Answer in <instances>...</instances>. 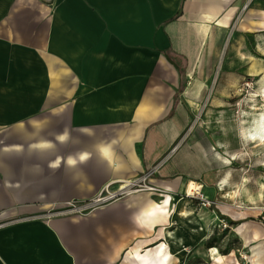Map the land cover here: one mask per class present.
<instances>
[{
    "label": "crops",
    "instance_id": "crops-1",
    "mask_svg": "<svg viewBox=\"0 0 264 264\" xmlns=\"http://www.w3.org/2000/svg\"><path fill=\"white\" fill-rule=\"evenodd\" d=\"M241 10L248 29L264 24V0H0V264H125L131 246L165 239L186 101ZM155 166L167 219L150 190L53 212Z\"/></svg>",
    "mask_w": 264,
    "mask_h": 264
},
{
    "label": "rangeland",
    "instance_id": "rangeland-1",
    "mask_svg": "<svg viewBox=\"0 0 264 264\" xmlns=\"http://www.w3.org/2000/svg\"><path fill=\"white\" fill-rule=\"evenodd\" d=\"M246 10L220 43L201 92L186 101L190 120L180 141L188 149L186 169L171 160L176 168L168 179L184 177L179 196L189 200L181 204L193 205L200 221L193 226L203 236L187 234L184 250L171 246V264H216L215 247L221 264H264V138L252 135L264 120V24L244 26ZM191 181L192 192L199 189L210 205L188 194ZM61 210L53 212L72 215ZM165 228L182 232L176 217Z\"/></svg>",
    "mask_w": 264,
    "mask_h": 264
},
{
    "label": "bare ground",
    "instance_id": "bare-ground-1",
    "mask_svg": "<svg viewBox=\"0 0 264 264\" xmlns=\"http://www.w3.org/2000/svg\"><path fill=\"white\" fill-rule=\"evenodd\" d=\"M262 95L264 96V86ZM256 134H261V137L264 138V120L252 133L253 136ZM194 186V182L191 181L187 188L189 195L192 193ZM149 192L159 195V199L153 200L150 212L154 214L160 213L167 219L172 210V200L174 199L172 194ZM181 199L186 201L189 200L186 197H180V200ZM175 214L176 218L180 221L181 234L178 230L165 228L164 237L166 240L160 239L153 244L147 245H143L141 242L136 243L128 250L125 257V264H171L174 256L170 250L171 246H177L179 249L182 248V250H184L186 244L189 242L187 234H190L194 239L203 236V228H195V226H193L195 223H200L193 205L187 204V206H184V204H180L175 208ZM214 250L215 253H217L216 264H221L224 260V255L220 254L216 247Z\"/></svg>",
    "mask_w": 264,
    "mask_h": 264
},
{
    "label": "built area",
    "instance_id": "built-area-1",
    "mask_svg": "<svg viewBox=\"0 0 264 264\" xmlns=\"http://www.w3.org/2000/svg\"><path fill=\"white\" fill-rule=\"evenodd\" d=\"M248 3L244 4V8L247 7ZM157 171V166H155L150 171L144 173L142 176L135 179H129L127 181H120L115 183H109L103 187L94 197L79 201L73 200L70 201L66 207L59 208L63 209L61 213L66 214H86L89 213L105 204H108L112 201L121 199L133 192L140 190H150L156 193H159V188L149 183L150 177ZM196 193L192 192V196L202 200V204L207 206L210 205V200L207 197H204L200 190H195Z\"/></svg>",
    "mask_w": 264,
    "mask_h": 264
},
{
    "label": "trees",
    "instance_id": "trees-1",
    "mask_svg": "<svg viewBox=\"0 0 264 264\" xmlns=\"http://www.w3.org/2000/svg\"><path fill=\"white\" fill-rule=\"evenodd\" d=\"M182 7H183V5H182ZM180 13H181V11H180ZM177 16H179V14H178ZM177 16H176V17H177ZM171 59L175 62L174 58L171 57ZM263 222H264V221H263Z\"/></svg>",
    "mask_w": 264,
    "mask_h": 264
}]
</instances>
